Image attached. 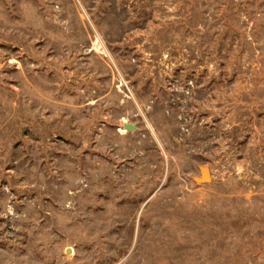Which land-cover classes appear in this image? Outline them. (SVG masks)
<instances>
[{"label": "rangeland", "instance_id": "1", "mask_svg": "<svg viewBox=\"0 0 264 264\" xmlns=\"http://www.w3.org/2000/svg\"><path fill=\"white\" fill-rule=\"evenodd\" d=\"M0 264H264V0H0Z\"/></svg>", "mask_w": 264, "mask_h": 264}, {"label": "water", "instance_id": "2", "mask_svg": "<svg viewBox=\"0 0 264 264\" xmlns=\"http://www.w3.org/2000/svg\"><path fill=\"white\" fill-rule=\"evenodd\" d=\"M125 128L128 130H133L136 127L131 124H126ZM210 177H211L210 170L207 167H203L202 168V178H200V180L205 182V181L210 180Z\"/></svg>", "mask_w": 264, "mask_h": 264}]
</instances>
